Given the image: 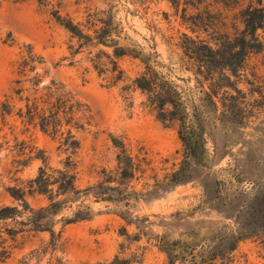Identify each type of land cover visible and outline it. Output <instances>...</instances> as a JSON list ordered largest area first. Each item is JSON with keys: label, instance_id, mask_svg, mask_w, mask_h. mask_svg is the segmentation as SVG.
I'll return each mask as SVG.
<instances>
[{"label": "rangeland", "instance_id": "1", "mask_svg": "<svg viewBox=\"0 0 264 264\" xmlns=\"http://www.w3.org/2000/svg\"><path fill=\"white\" fill-rule=\"evenodd\" d=\"M40 1L0 0V102L15 79L20 47L30 45L45 58L53 78L93 116L92 126L79 134L80 150L73 157L78 190L97 182L103 169L115 167L111 136L124 138L133 154L143 146L154 168L144 179L132 181L131 196L112 193L116 200L126 198L127 204L87 200L91 217L62 229L63 246L55 257L61 264L109 263L115 258L123 264H164L167 249L191 263L264 264V31L257 32L259 52L249 53L237 72L226 71L229 80L214 75L215 81H206L208 94L203 95L195 79L198 64L189 61L183 48L190 40H201L221 51L235 42L243 28L238 8H225L214 0H180L177 8L168 0ZM110 8L135 44L155 46L161 71L183 92L188 111L198 108L205 149L198 163L184 158L177 125L161 124L143 106L139 92L126 101L119 87H108L93 70L87 51L70 56L75 41L52 14L59 10L83 22L89 10ZM120 66L131 79L140 71L138 62L128 58L120 60ZM4 133L12 144L9 130L0 137ZM26 138L48 166L61 168L67 154L58 149L57 139L38 130ZM16 159L0 153V207L21 209L7 189L24 187L43 165L34 159L17 166ZM181 167L187 178L164 181ZM26 199L34 209L48 204L45 196ZM74 207L54 217L56 231ZM48 239V233L19 235L11 256L0 264H17Z\"/></svg>", "mask_w": 264, "mask_h": 264}, {"label": "trees", "instance_id": "2", "mask_svg": "<svg viewBox=\"0 0 264 264\" xmlns=\"http://www.w3.org/2000/svg\"><path fill=\"white\" fill-rule=\"evenodd\" d=\"M37 1L42 4L40 0ZM168 1L175 8L180 3V0ZM214 1L225 8H238V18L243 28L240 37L225 45L221 51L211 49L201 40H190L184 46L189 61L198 64L195 79L203 95L208 94L204 90L206 81H215L214 75L229 80L224 75L226 71L231 74L237 72L249 53L259 52L261 44L257 32L264 31V0ZM52 15L55 22L75 41L69 47L71 57L87 51L91 67L108 87H119L126 101L131 99V93L139 92L144 97L143 106L161 124L177 125L184 158L192 159L195 163L203 160L205 149L198 108L193 106V113L188 111L183 92L161 71L163 66L154 45L142 48L135 44L112 13V8L106 11L89 10L83 22H75L68 15L62 16L59 10ZM124 58L138 62L140 71L133 79L127 77L120 66V60ZM92 123L89 107L53 78L45 58L32 46H21L15 62V79L0 102V134L8 129L12 144L7 139V133H4L0 137V153L4 151L6 155L17 158L13 161L17 166L25 167L34 159H41L43 165L38 169V175L24 187L7 189L21 209L18 206L0 207L1 263L11 256L19 235L33 232L48 233L49 239L23 255L17 264H61L55 255L63 246L62 229L91 217V206L85 202L91 198L96 203L118 201L127 204L126 198L116 200L112 193L131 196L132 181L144 179L148 170L154 171L153 161L143 146H138L136 154H133L124 138L111 136L110 142L116 151L115 167L112 170L103 169L97 182L78 190L75 186L77 162L73 157L80 150L79 134L87 131ZM31 130H38L58 140V149L67 154L61 168H51L44 155L41 157L37 154L39 150L26 138ZM184 172L185 168L181 167L167 174L164 181L177 183L181 175L183 179L188 177ZM155 182L157 185L159 180L155 179ZM33 194L47 197L48 204L38 209L32 208L26 196ZM73 205L71 216L62 217V227L56 231L54 217ZM164 252L167 256L164 264L182 261L183 264H200L179 258L173 250L164 249ZM96 264L123 262L115 258L109 263Z\"/></svg>", "mask_w": 264, "mask_h": 264}]
</instances>
